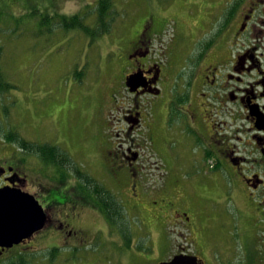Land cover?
<instances>
[{
    "label": "flooded vegetation",
    "instance_id": "1",
    "mask_svg": "<svg viewBox=\"0 0 264 264\" xmlns=\"http://www.w3.org/2000/svg\"><path fill=\"white\" fill-rule=\"evenodd\" d=\"M37 1L44 3L38 11L41 23L47 18L43 27L64 30L68 26L65 31L83 33L82 29L102 30V22H97L102 0ZM66 1L79 6L66 11L62 6ZM201 4L197 15L203 14V22L185 9L184 14L170 13L166 20L168 11L152 4L144 15L135 13L112 30V35L89 36L93 42L113 39L116 85L129 99L119 119L122 133L114 135L113 142L97 145V161L113 174L117 193L124 196L128 207L149 208L148 203L159 200L160 218L166 216L177 228L167 254L155 255L156 264L170 262L175 256L177 264H264V0H203ZM88 16L93 17L92 23H87ZM61 18L66 22L77 18L79 26L63 25ZM214 21V33L202 39ZM168 24L174 29L170 34L165 28ZM132 74L138 76L131 93L126 79ZM149 105L159 115L150 116ZM173 114L179 132L192 134L196 140L188 156L194 160L207 156L211 168L228 176L232 199L247 207L246 216L240 219L244 227L241 251L225 238L228 224L222 218L191 215L190 198L198 177L184 180L167 171L160 187L148 185L144 178L149 168L143 147L148 144L155 158L162 159L158 150L168 151V139L173 135L167 126ZM9 133L0 123V188H17L32 195L47 220L29 239L9 248L0 246V264L5 256L32 247L41 235L51 239L56 249L79 247L88 236L80 224L88 212L96 210L110 224L88 198L82 181L90 175L84 167L74 170L77 182L58 184L60 176L72 175L65 169L66 164L71 166L66 158L49 159L55 147L62 150L53 143L36 141L29 151L16 141L9 142ZM15 134L17 140L23 139ZM123 220L111 218L120 224ZM152 256L154 253L146 255L145 264H152Z\"/></svg>",
    "mask_w": 264,
    "mask_h": 264
},
{
    "label": "rangeland",
    "instance_id": "2",
    "mask_svg": "<svg viewBox=\"0 0 264 264\" xmlns=\"http://www.w3.org/2000/svg\"><path fill=\"white\" fill-rule=\"evenodd\" d=\"M111 1V12H116L112 20L108 19L111 21L108 34L112 35V30H117L135 13L144 15L152 4L168 11L167 20L170 13L184 14L182 9L197 15L203 0ZM43 4L37 0H0V123L31 145L36 141L53 143L66 152V163L70 161L71 166L66 164L65 169L72 175L60 176L58 184H67L69 180L74 183L77 178L74 170L84 167L85 174L121 203L124 220L121 224H105L96 210L91 211L80 221L88 233L84 244L73 249H56L51 239L41 235L30 244L32 247H24L20 254L28 264H145L146 255L154 253L151 263L156 264L155 255L167 254L176 239L177 228L166 216L160 218L162 203L159 200L148 203L149 208L128 207L124 196L117 193L113 174L97 161V145L113 142V136L122 133L119 119L129 103L128 95L118 90L115 81L114 41L105 38L93 42L86 33L75 29L43 27L38 12ZM62 6L67 11L79 5L74 7L72 2L66 1ZM202 16L197 15L200 22H203ZM92 18L87 17L88 24L92 23ZM215 22L202 39L214 33ZM165 28L168 34L174 31L172 24ZM148 113L159 115L151 105ZM167 128L173 137L168 139V153L158 150L162 159L155 158L148 144L143 147L149 168L144 175L148 185L160 187L167 171L178 173L184 180L198 177L190 198L191 215L222 218L228 224L225 238L234 244L236 251H241L244 227L240 219L246 216V205L232 199L228 176L211 168L207 156L199 160L188 156L196 140L192 134L179 132L174 114ZM99 227L103 228L98 232ZM52 251L55 258L50 261ZM17 254L5 256L2 261L20 264L23 259L14 258Z\"/></svg>",
    "mask_w": 264,
    "mask_h": 264
},
{
    "label": "water",
    "instance_id": "3",
    "mask_svg": "<svg viewBox=\"0 0 264 264\" xmlns=\"http://www.w3.org/2000/svg\"><path fill=\"white\" fill-rule=\"evenodd\" d=\"M138 74L127 77L126 85L132 93ZM46 214L39 202L30 194L17 188H0V246L12 247L41 231L46 224ZM177 264L176 256L170 262Z\"/></svg>",
    "mask_w": 264,
    "mask_h": 264
},
{
    "label": "trees",
    "instance_id": "4",
    "mask_svg": "<svg viewBox=\"0 0 264 264\" xmlns=\"http://www.w3.org/2000/svg\"><path fill=\"white\" fill-rule=\"evenodd\" d=\"M99 15L97 17V22L101 21L103 24L102 30L100 31H91L90 29H82L88 36L95 37V36H101L103 34H107L109 32L111 21H107L109 19V16H111V0H102L101 4L98 8ZM77 18H74L71 20V22L64 21V18H61V23L63 25H71L70 28H77L79 26V21L76 20ZM47 20L46 17L42 18V24L46 25L48 22H45ZM69 28L68 26L64 28L66 30ZM13 131H10L8 136V141H16L19 147L31 151L33 148V145L31 143L26 142L24 139H20L15 137ZM44 148V147H43ZM46 148H44V152L46 153ZM42 150V149H41ZM54 155L49 157L51 161L54 162V160L63 161V159L68 160L67 154L62 153L58 148H54ZM43 152V150H42ZM45 155V154H44ZM64 158H61V157ZM65 159V160H66ZM82 184L84 186H87L88 191V198L92 199L95 204L99 208V210L103 213V215L109 219L110 222L111 218H114L115 216L123 217V207L119 201H117L113 194L108 191L106 188L104 189L101 185L94 183V181L90 177H83ZM93 187V188H92ZM51 260L52 261L55 258V251H52L51 253ZM14 258H17L19 260L23 259V262H20V264H28V260L25 259V257L19 253V255H15ZM11 264V263H8Z\"/></svg>",
    "mask_w": 264,
    "mask_h": 264
}]
</instances>
